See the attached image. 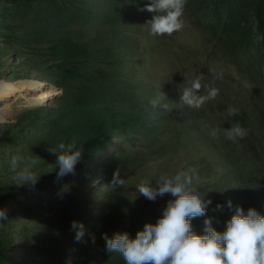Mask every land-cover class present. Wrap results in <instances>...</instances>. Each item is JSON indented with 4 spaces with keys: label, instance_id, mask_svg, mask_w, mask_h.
I'll return each mask as SVG.
<instances>
[{
    "label": "trees",
    "instance_id": "16d2710c",
    "mask_svg": "<svg viewBox=\"0 0 264 264\" xmlns=\"http://www.w3.org/2000/svg\"><path fill=\"white\" fill-rule=\"evenodd\" d=\"M145 2L152 5V0ZM89 17L112 25L119 21L110 12ZM229 19L226 29L240 46H247L256 28L264 47V0L238 2ZM79 32L53 36V53L61 61L59 78L29 58H18L31 76L61 85L64 92L31 109L30 118L25 116L31 120V134L6 130L7 141L18 140L23 148L0 149L3 222L33 229L35 245L60 253L71 264H264V140L240 113L234 120L213 109L197 113L183 105V95L173 92L169 81L157 82L155 73L136 77L131 55H112L121 47L108 48L102 26L91 34ZM106 49V54H97ZM11 55L0 47V71ZM68 59L78 63L72 67ZM15 66L6 65L9 70ZM90 66L93 72L86 70ZM70 78L75 81L70 83ZM117 134L138 146L115 154L122 171L131 174L146 165L161 166L181 152L187 156L160 177L163 182L149 179L136 196L115 186L117 165L112 171L101 169L109 183L103 192L95 190L92 181L99 163L95 171L89 163L111 147ZM19 171L28 173L26 180ZM62 174L90 183L82 181L84 188L63 182L68 188L62 191L74 200L50 204L44 214H38L42 204L30 205L22 210L28 218L15 216L11 198L58 183ZM97 201L104 205L102 212L91 204ZM1 229L7 226L0 225V264H6ZM38 254L34 250L24 255L25 264H51Z\"/></svg>",
    "mask_w": 264,
    "mask_h": 264
},
{
    "label": "rangeland",
    "instance_id": "374dc122",
    "mask_svg": "<svg viewBox=\"0 0 264 264\" xmlns=\"http://www.w3.org/2000/svg\"><path fill=\"white\" fill-rule=\"evenodd\" d=\"M242 1L152 0L150 5L145 0H88V7L83 0H0V47L13 54L5 59L8 62L6 65L10 62L12 66L17 64L12 70L5 65L4 72L0 71V80L30 79L40 82L41 79L27 72L24 61H18V58L23 57L32 60L33 65L37 62L55 76L54 78H59L61 61L53 53L57 48L53 36L60 33L70 34L74 29L80 31L79 33H90L102 26L106 34L103 40L109 44L108 48L121 47L119 51H110L112 55L123 56L125 52L131 55L129 60L136 77L142 80L155 73L157 82L162 79L169 81L173 92H180L181 97L183 95V105L197 113H201L199 109L209 113L213 109L217 115L222 114L230 120L235 119L236 112L240 113L245 122L264 140L262 35L254 28L249 43L242 47L232 38L231 31L226 29L231 13L237 3ZM95 8L97 11L92 10ZM96 12L97 16L110 12L119 17V21L114 25L105 20L96 22L89 17L90 14L94 17ZM19 50L22 53L18 55ZM108 51L106 49L97 54H106ZM142 58L146 62L141 61ZM67 62L72 67L78 63L71 59ZM35 69H32L33 74L37 72ZM86 70L93 72L94 66ZM68 80L70 83L75 81L73 78ZM44 84L45 90L31 88V93H47L49 96L46 100L29 103L25 97H20L10 104L8 114L0 120V149L4 152L14 146L18 150L23 148L18 140L10 139L13 143L7 141V137H4L6 130H20L19 136L31 134V120L25 116L30 118L31 109L45 106L63 95L64 88L61 85L46 81ZM4 105L0 101V108ZM123 138L117 134L111 147L102 151L101 157L94 158L93 163H89L94 171L99 163L95 171L97 179H91L92 188L95 190L103 192L104 184L109 183L108 176L101 169L112 171L117 165V172L121 175L114 173L118 177L115 186L131 196H136L137 192L146 188L149 179L163 182L160 177L173 171L187 156V153L181 152L169 157L171 160H164L161 166L157 163L146 165L143 171L131 174L122 171L120 163L115 162L116 153H128L129 150L133 152L138 147L136 143ZM261 156L264 160V148L261 149ZM33 173L36 174L37 171ZM84 173L85 171L82 174ZM18 176L26 180L28 173L19 171ZM82 181L90 183L79 177L62 174L58 183L49 184L40 191L32 190L11 198L10 203L16 207L18 214L15 216L28 218L23 215L22 210L30 205L38 207L42 204L38 214H44V209L50 204L63 206V201L71 202L74 197L71 193L62 191V188H68L64 187L63 182L81 184ZM81 186L86 188L83 184ZM99 202L91 204L97 207V212H102L104 205ZM54 211L55 209H50V212ZM2 218L0 215V225L7 226V229H1L7 242L6 264H25L24 255H29L34 250H38L39 257L46 258L51 264H71L60 253L46 251L35 245L33 229L16 223L8 225ZM90 221L95 222V219L90 218Z\"/></svg>",
    "mask_w": 264,
    "mask_h": 264
},
{
    "label": "bare ground",
    "instance_id": "6f19581e",
    "mask_svg": "<svg viewBox=\"0 0 264 264\" xmlns=\"http://www.w3.org/2000/svg\"><path fill=\"white\" fill-rule=\"evenodd\" d=\"M44 85V81L42 80L37 82L30 79H21L18 81L1 79L0 101L4 102L5 105L4 107L0 108V120L4 119L8 114L10 104L20 97H25L29 103H40L46 100L49 96L47 93H44L43 95H33L31 93V88L34 90H45Z\"/></svg>",
    "mask_w": 264,
    "mask_h": 264
}]
</instances>
